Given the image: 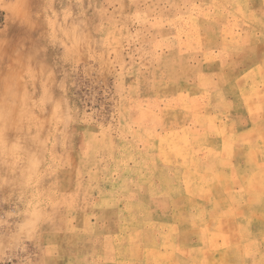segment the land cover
I'll return each instance as SVG.
<instances>
[{
  "label": "rangeland",
  "instance_id": "rangeland-1",
  "mask_svg": "<svg viewBox=\"0 0 264 264\" xmlns=\"http://www.w3.org/2000/svg\"><path fill=\"white\" fill-rule=\"evenodd\" d=\"M0 264H264V0H0Z\"/></svg>",
  "mask_w": 264,
  "mask_h": 264
},
{
  "label": "bare ground",
  "instance_id": "bare-ground-1",
  "mask_svg": "<svg viewBox=\"0 0 264 264\" xmlns=\"http://www.w3.org/2000/svg\"><path fill=\"white\" fill-rule=\"evenodd\" d=\"M206 15V14H205ZM189 17V16H188ZM189 21V20H188ZM192 23H193V21H192ZM186 26V25H185ZM191 26V25H190ZM188 28V27H187ZM191 28V27H190ZM189 31H191V30H189ZM190 38V37H189ZM8 101V100H7ZM6 101V102H7ZM11 103V102H10ZM15 102H13V104H14ZM6 104V103H5ZM11 110V109H10ZM6 112V111H5ZM3 114H5L6 115V113H3ZM2 114V115H3ZM10 116V114H8V117ZM5 117H7V116H5ZM2 119V118H1ZM9 119H11V117H9ZM8 120V119H7ZM12 120V119H11ZM11 120H9V121H11ZM14 120V119H13ZM3 121H6V120H3ZM2 123V122H1ZM4 123V122H3ZM5 124V123H4ZM3 124V125H4ZM6 124H8L7 122H6ZM7 127H8V125H7ZM5 128V127H4ZM7 129V128H6ZM5 130V129H4ZM3 137V136H2ZM6 150H7V148H6ZM159 151V150H158ZM148 156V155H147ZM191 158V157H190ZM150 159V158H149ZM117 198V197H116ZM112 205V204H111ZM114 241V240H113Z\"/></svg>",
  "mask_w": 264,
  "mask_h": 264
},
{
  "label": "crops",
  "instance_id": "crops-1",
  "mask_svg": "<svg viewBox=\"0 0 264 264\" xmlns=\"http://www.w3.org/2000/svg\"><path fill=\"white\" fill-rule=\"evenodd\" d=\"M234 252H236V251H234Z\"/></svg>",
  "mask_w": 264,
  "mask_h": 264
}]
</instances>
